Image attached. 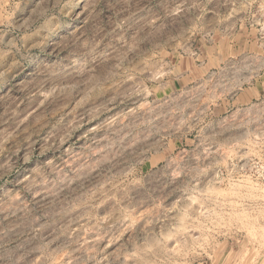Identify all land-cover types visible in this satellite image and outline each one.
<instances>
[{
    "label": "rangeland",
    "instance_id": "374dc122",
    "mask_svg": "<svg viewBox=\"0 0 264 264\" xmlns=\"http://www.w3.org/2000/svg\"><path fill=\"white\" fill-rule=\"evenodd\" d=\"M0 264H264V0H0Z\"/></svg>",
    "mask_w": 264,
    "mask_h": 264
},
{
    "label": "bare ground",
    "instance_id": "6f19581e",
    "mask_svg": "<svg viewBox=\"0 0 264 264\" xmlns=\"http://www.w3.org/2000/svg\"><path fill=\"white\" fill-rule=\"evenodd\" d=\"M76 218V217H75ZM77 220V219H76ZM81 219H79V221H80ZM79 237V236H78Z\"/></svg>",
    "mask_w": 264,
    "mask_h": 264
}]
</instances>
